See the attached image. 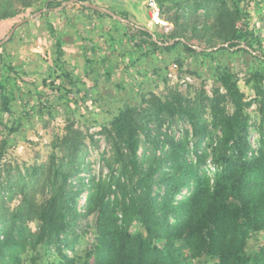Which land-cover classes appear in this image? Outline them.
<instances>
[{
  "label": "trees",
  "instance_id": "trees-1",
  "mask_svg": "<svg viewBox=\"0 0 264 264\" xmlns=\"http://www.w3.org/2000/svg\"><path fill=\"white\" fill-rule=\"evenodd\" d=\"M64 1L24 0L23 7L19 8L13 0H6L0 4V21L25 14L29 9L34 12L43 8L53 10ZM157 1L160 5L166 1L176 2ZM254 2L221 0L215 19L209 16L208 20L200 17L190 20L186 17L181 22L180 17H173L171 21L179 30L172 33H167L166 29L152 32L133 21L129 10L117 12L114 6H107L134 22L126 23L131 47L119 52L129 58V68L159 51L178 48L186 55L202 57L213 64L221 87L216 90L212 111L215 125L222 134L212 145V162L216 166L212 182L191 159L186 142L152 124L155 120L162 121L163 115L171 119L187 118L199 136L194 153L200 164L206 161L208 153L201 152L199 145L208 136L209 125L189 100L184 103L181 93H176L171 100L153 94L151 98L145 97L143 107L119 108L104 125L114 153L113 163L109 164L113 173L111 182L106 186L96 183L91 188L84 212L79 210L83 188L70 186L72 172L65 166L63 152L75 140L78 116H86L80 101L85 102L84 97L88 95L82 97L81 85L101 70L102 77L108 80L113 77L116 39L111 36L113 44L106 52L99 45L85 44V70L76 74L67 68L64 40L56 25L49 22L57 50L51 74L44 80L49 91H40L35 103L22 97L21 115H16L13 106L18 94L23 96L20 80L29 73L15 65L6 53L0 52V124L4 128L0 132V169L11 147L10 137L21 132L26 120L36 114L53 115L61 109L65 112L66 133L60 138L61 142L55 141L51 156L53 186L41 204H33V207L38 205L40 221L36 245H57L60 252L57 264H78V259L82 264H264V126L260 127L259 152L253 155L248 103L240 86L241 78L219 57V54L242 53L259 62L244 78L248 83L253 82L264 121V38L253 21ZM80 6L84 11L93 10L99 18L118 21L106 12ZM105 25L109 29L111 24ZM154 34L167 43L180 39L171 45H161L155 41ZM227 43L229 45L209 50ZM242 44H247L254 52L244 46L237 47ZM58 72L54 79L50 78ZM6 113L12 116L8 122L5 121ZM144 142L153 144L157 150L163 149L161 155L149 156L148 164L140 155ZM115 165L119 166L118 174ZM157 187L161 193L156 191ZM186 188H192L191 193L178 199ZM19 213L13 212L15 219ZM9 220L10 216L0 209V224ZM136 223L140 225L139 230H134ZM84 224L88 233H93L86 256H71L61 245L75 225ZM19 230V225H12L4 231L5 238L0 237V264H22L20 251L24 252L27 244L16 234ZM79 235L75 232V236Z\"/></svg>",
  "mask_w": 264,
  "mask_h": 264
},
{
  "label": "rangeland",
  "instance_id": "rangeland-1",
  "mask_svg": "<svg viewBox=\"0 0 264 264\" xmlns=\"http://www.w3.org/2000/svg\"><path fill=\"white\" fill-rule=\"evenodd\" d=\"M6 0H0V4ZM19 8L23 7L24 0H13ZM94 1V0H93ZM95 0V2L114 6L118 12L127 9L131 12L132 20L155 31L166 29L167 33L179 30L171 19L180 17L181 22L189 17L190 20L200 17L201 20L216 18L221 0H176L166 1L161 8V17L168 24H156L149 17L147 0ZM159 3V2H158ZM253 21L259 28L264 38V0H255L253 7ZM33 10L21 13L9 20L0 21V39L6 37L10 30L20 21L23 16H30ZM210 16V17H209ZM119 21V20H118ZM99 18L93 10L84 11L80 3L74 2L63 8L46 10L15 30L13 38L0 47V52L6 53L10 60L19 68L26 69L28 76L20 80L23 88V96L18 94L14 102L13 110L16 115H21L23 110L22 97L35 103L40 91H49V86L44 85V80L51 74V68L57 58L56 43L49 30V22L56 25L57 31L64 40V61L69 70L74 73H82L85 70L84 45L90 47L94 44L104 48L106 52L113 44L111 36L116 39L113 54V77L108 80L100 73L92 75L81 85L84 101L80 105L84 108L85 117L79 115V128L75 134V140L64 150L65 166L72 172L69 184L74 188H83L79 201V210H87L88 196L91 188L97 183L106 186L113 176L109 164L113 163V150L110 140L105 132V126L116 114L119 108L126 105H140L143 107L145 97L153 94L173 99L176 93H181L189 100L197 113L209 125L208 136L199 145L201 152H207L206 161H198L194 151L198 138L192 125L187 118H169L163 115L162 121L155 120L152 124L171 137L186 142L190 157L199 166L202 173L211 177L214 182L216 166L212 162V145L222 134L215 125L212 111V102L216 97L217 89L221 84L215 77L212 63L202 57L186 55L181 49L171 51H159L157 54L142 58L128 67L129 58L122 56L131 47L126 36L127 24L121 20ZM106 23L109 29L106 28ZM191 30V26H188ZM183 30L185 27H182ZM181 30V31H183ZM199 35V34H198ZM113 49H110L113 51ZM219 57L230 65L233 71L239 73L240 86L248 103L247 112L250 116L251 140L253 143L252 154L259 152L261 146L262 130L264 121L260 114V107L253 82L248 83L244 76L258 66L259 62L251 55L219 54ZM51 76L54 79L58 74ZM102 74V73H101ZM68 87L71 85L66 82ZM19 93V92H17ZM76 95V92L74 93ZM78 97V95H76ZM64 111H54V114H36L32 119L26 120L21 132L10 137L11 147L5 157V163L0 169V209L10 216V220L0 224V237L5 238L4 231L12 225H19L20 230L15 231L27 244L24 252L20 251L22 264H57L60 252L57 245H36L35 235L39 230L38 205L44 196L49 193L53 186L51 177V159L54 144L61 142L60 138L66 133V117ZM11 115L5 114V121H10ZM0 124V132L3 130ZM2 135H5L3 133ZM75 143V144H74ZM163 149L157 150L151 143L144 142L140 149V155L148 164L149 156L161 155ZM116 174H118V165ZM124 181L125 178H123ZM115 187V186H113ZM157 192H160L157 187ZM163 193V190H161ZM192 188H186L178 199L189 195ZM161 193V192H160ZM32 202V203H30ZM15 219L13 212H19ZM86 224L75 225L73 232L65 240L61 247L71 256L85 257L93 233H88ZM136 223L134 230H139ZM75 232L80 235L75 236ZM78 264L83 261L79 260ZM194 264H205L196 263Z\"/></svg>",
  "mask_w": 264,
  "mask_h": 264
},
{
  "label": "water",
  "instance_id": "water-1",
  "mask_svg": "<svg viewBox=\"0 0 264 264\" xmlns=\"http://www.w3.org/2000/svg\"><path fill=\"white\" fill-rule=\"evenodd\" d=\"M74 2L80 3V4H82V5H85V6H87V7L93 8V9H97V10H100V11L106 12V13L112 15L113 17H115L116 19L121 20V21H123V22H125V23H134V22L131 21L130 19L125 18V17H123L122 15L116 13L113 9H111V8L105 6V5L99 4V3H97V2L91 1V0H88V1H84V0H66V1H64L63 4H62L61 6H59L58 8H59V9H60V8H63V7H65L66 5L71 4V3H74ZM46 10H48V9H47V8H43L42 10L36 11V12H34L32 15H30V16H28V17L22 19V20H20V21H19V22H18V23H17V24H16V25L10 30V32L6 35V37H4V38L0 41V47H1L2 45H4L6 42H8V41L11 39V37L13 36V34H14L15 30L17 29V27H19L20 25L26 23L27 21L31 20L32 18L36 17L37 15L43 13V12L46 11ZM142 27H144V26H142ZM144 28H145V29H149V28H146V27H144ZM150 31H152V30H150ZM152 32H153V31H152ZM154 39H155V41H157V42L160 43L161 45H166V44L171 45V44H173L175 41L179 40L180 38L173 39L172 41H170V42L167 43V42H164V41L160 40V39L157 37V35L154 34ZM224 45H229V44H228V43H227V44H222V45H220V46H218V47L211 48V49H209V50H215V49H218L219 47L224 46ZM241 46H244V47L250 48L247 44H242V45H239V46H237V47H241ZM195 47H197V46H195ZM200 49L203 50V48H200ZM250 49H251V48H250ZM251 50L254 52L253 49H251Z\"/></svg>",
  "mask_w": 264,
  "mask_h": 264
},
{
  "label": "built area",
  "instance_id": "built-area-1",
  "mask_svg": "<svg viewBox=\"0 0 264 264\" xmlns=\"http://www.w3.org/2000/svg\"><path fill=\"white\" fill-rule=\"evenodd\" d=\"M149 17L156 24L164 25L168 22L161 17V8L157 0H147Z\"/></svg>",
  "mask_w": 264,
  "mask_h": 264
},
{
  "label": "crops",
  "instance_id": "crops-1",
  "mask_svg": "<svg viewBox=\"0 0 264 264\" xmlns=\"http://www.w3.org/2000/svg\"><path fill=\"white\" fill-rule=\"evenodd\" d=\"M94 1H95V0H94ZM99 1H101V0H99ZM117 2H118V3H122L123 1H122V0H117Z\"/></svg>",
  "mask_w": 264,
  "mask_h": 264
}]
</instances>
